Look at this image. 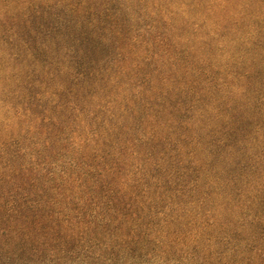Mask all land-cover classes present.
Masks as SVG:
<instances>
[{"label": "trees", "instance_id": "obj_1", "mask_svg": "<svg viewBox=\"0 0 264 264\" xmlns=\"http://www.w3.org/2000/svg\"><path fill=\"white\" fill-rule=\"evenodd\" d=\"M0 253L264 264V0H0Z\"/></svg>", "mask_w": 264, "mask_h": 264}, {"label": "rangeland", "instance_id": "obj_2", "mask_svg": "<svg viewBox=\"0 0 264 264\" xmlns=\"http://www.w3.org/2000/svg\"><path fill=\"white\" fill-rule=\"evenodd\" d=\"M11 20V19H10ZM1 254V253H0ZM36 260V259H35ZM37 261V263L40 261V260H36ZM0 264H6L5 263V259H3V258H1L0 257ZM71 264V263H70Z\"/></svg>", "mask_w": 264, "mask_h": 264}]
</instances>
